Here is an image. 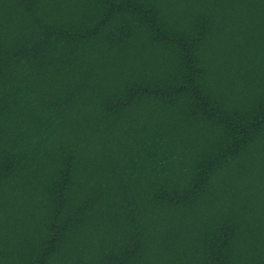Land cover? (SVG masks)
Instances as JSON below:
<instances>
[{
  "label": "trees",
  "instance_id": "obj_1",
  "mask_svg": "<svg viewBox=\"0 0 264 264\" xmlns=\"http://www.w3.org/2000/svg\"><path fill=\"white\" fill-rule=\"evenodd\" d=\"M0 264H264V0H0Z\"/></svg>",
  "mask_w": 264,
  "mask_h": 264
}]
</instances>
